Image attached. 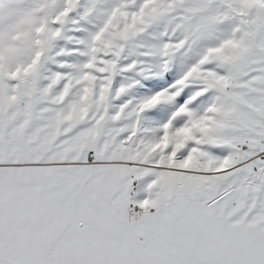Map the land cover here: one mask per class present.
<instances>
[{"label": "snow or ice", "instance_id": "snow-or-ice-1", "mask_svg": "<svg viewBox=\"0 0 264 264\" xmlns=\"http://www.w3.org/2000/svg\"><path fill=\"white\" fill-rule=\"evenodd\" d=\"M0 264H264V0H0Z\"/></svg>", "mask_w": 264, "mask_h": 264}]
</instances>
